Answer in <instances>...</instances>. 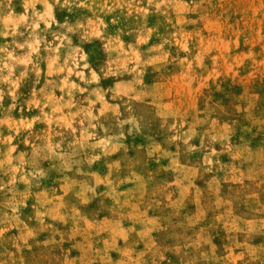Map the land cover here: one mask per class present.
Masks as SVG:
<instances>
[{
    "label": "rangeland",
    "instance_id": "obj_1",
    "mask_svg": "<svg viewBox=\"0 0 264 264\" xmlns=\"http://www.w3.org/2000/svg\"><path fill=\"white\" fill-rule=\"evenodd\" d=\"M0 264H264V0H0Z\"/></svg>",
    "mask_w": 264,
    "mask_h": 264
}]
</instances>
